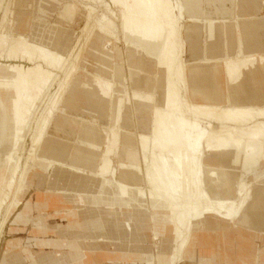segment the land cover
Segmentation results:
<instances>
[{"label":"bare ground","instance_id":"obj_1","mask_svg":"<svg viewBox=\"0 0 264 264\" xmlns=\"http://www.w3.org/2000/svg\"><path fill=\"white\" fill-rule=\"evenodd\" d=\"M6 1L0 0V27L12 10ZM80 1L88 8L81 37L100 29L143 54L130 52L125 59L131 82L120 90L124 94L114 88L126 77L117 61L110 67L112 74L93 71L98 89H86L88 82L79 75L70 81L77 66L69 61L78 47L74 36L64 30L53 36V43L47 33L43 42L35 34L30 37L32 17L24 11L13 30L1 27L0 233L23 204L30 173L53 172L56 189L47 181L42 193L26 201L16 221L41 223L42 232L53 231V245L63 248L52 254L43 248L28 250L33 258L29 264H78L71 257L82 251V234L91 250L98 249L93 241L99 237L119 240L124 248L129 239L146 242L150 237L141 228L150 223L157 227L152 238L159 237L160 249L137 264H180L200 249L202 259L217 257L213 262L219 263L216 251L211 253L210 237L198 239L201 230L219 232L228 221L264 232V54H259L264 49V18L254 16L264 0H70L63 15H74ZM186 18L196 23L182 24ZM226 18L248 21H218ZM185 45L193 62L189 66L182 54ZM212 59L220 62L203 63ZM156 68L164 69L163 81L156 80L161 72ZM141 71L149 76H139ZM155 92H162L157 104L138 102H151ZM131 93L136 106L124 112ZM71 114L79 117L76 122H85L81 128L74 127ZM111 116L112 124L100 123ZM65 203H76L72 221L46 226L52 214L70 213ZM162 223H172L170 235L167 227L162 235ZM38 238L47 244L52 240ZM17 252L16 246H7L0 264L17 260Z\"/></svg>","mask_w":264,"mask_h":264},{"label":"crops","instance_id":"obj_2","mask_svg":"<svg viewBox=\"0 0 264 264\" xmlns=\"http://www.w3.org/2000/svg\"><path fill=\"white\" fill-rule=\"evenodd\" d=\"M47 181L51 183L50 187L52 188V191L53 189H56L53 187V181H55L56 184L58 180L55 178L53 172L49 174L42 173L40 171L37 172L34 171L30 173L29 181H28L29 191L25 195L23 204H21L18 210H16L17 213L24 210L26 201L32 199L31 197L33 196L35 197L36 194L42 193V190H44L46 186L49 184ZM60 185H64V182L61 181ZM65 187H69L67 183ZM78 189L79 188H77V190ZM74 204L65 203V207L71 209L70 213L67 212L66 214L65 211L64 213H55L56 215L52 214L49 218L50 220L49 223H44V224H46V226H54L57 223H68L69 221H72L73 216H75V213L73 211L75 209ZM36 209L37 208L35 207L34 214L38 213ZM48 209L46 211H48ZM53 210H54L53 208L49 209L51 213L53 212ZM15 212L9 217L8 223L6 224L7 226H5L4 234L0 239V259L5 254V249L9 245L16 246L18 248V252L17 254H15L18 256V259L10 261L9 264H29L28 262L32 261L33 258L28 256L29 253H26V251L28 250L38 251L43 248L45 252L52 254L54 253V250L63 248V247L56 248L53 245L54 244L52 239V235L54 234L53 231L42 232L39 229L41 223L37 224L36 221L34 220L25 221L24 219L21 221L20 219H18L15 222V215L17 214ZM76 212L81 213V211H76ZM136 224L138 226L139 225L142 226L143 223H136ZM150 224L148 226H145V228H141L142 230H144L143 232L148 233L150 237L148 241L142 242L137 239H129V241L123 243L124 246H126L125 248L122 245L120 246L119 240L109 241L105 238L99 237L96 238L98 240L93 241V242H98V247H97L98 249L91 250L88 249V244H86L87 241H89L88 236H87L88 239H86L85 234H82L81 235L82 237H80L81 240L80 250L82 251L80 255L75 256V258L71 257V261L72 262L77 261L78 264H84V261H86L85 263L87 264H127V262L131 261L132 264H137V262H144L145 260L151 259L154 257L153 255H156V253L158 252V248L159 245H161V243L159 238H155V237L152 238L154 234V230L157 227H155V225L152 223ZM222 224H224V226L220 228L219 232H216L217 230L215 231L201 230L199 233L200 236L198 237V239L202 241H204L205 238L210 237L209 242L212 245L211 253L213 254L216 251V254L219 256V260L221 259L219 263L213 262L218 260L217 257L216 260H213L210 257L211 260L210 262L208 260L202 259V256L204 255L202 254V252H200L202 250L200 249L197 251L198 252L197 254L195 253L194 255H192L194 257H192L191 255H187L186 257L184 256V259L181 261L182 263L180 264H213V263L214 264H251V263L264 264V246H263L264 232L261 231L254 232V230L251 229L247 230L245 228L236 227L233 223H229L228 221ZM161 225L167 227V223H162L160 224V226ZM50 236L52 240H50L49 244H47L46 241H40L41 239L38 238V237L49 238ZM163 236L165 237V235ZM122 247L124 248L123 250L119 249ZM139 247H140V251L138 250ZM133 248H135L134 251H132ZM111 249L113 250L112 252ZM83 255H85V257H83ZM22 257L27 258V261L25 260V263ZM206 257L209 258V256ZM58 260L60 259H56V263L60 262ZM61 261L63 262L62 259Z\"/></svg>","mask_w":264,"mask_h":264},{"label":"rangeland","instance_id":"obj_3","mask_svg":"<svg viewBox=\"0 0 264 264\" xmlns=\"http://www.w3.org/2000/svg\"><path fill=\"white\" fill-rule=\"evenodd\" d=\"M7 1L10 2L9 3L10 4L9 8L12 9L13 11L15 10V11L12 12V10H11V13L9 11L10 15H8V20L5 22V26H3V24H2L1 27H5V29L12 28V30H13V28L18 23V13L21 12V11H24V12H28L31 15V17H32V19H31V28L27 31V33L29 34L30 37H33V35L35 34L34 37L36 36L39 41L43 42V41L46 40L44 38V35H46V33H47V34H49L46 37L47 40H48V37H49L48 42L49 41L52 42V40L54 41V40L57 39V37H53V36H60L62 31L65 30L64 33H68L70 35V37L72 36V38L74 36L72 41L76 42L75 45L76 44L78 45V47L76 46L75 48H73V50H74L73 53H72L73 50L71 51L70 54H72L71 55L72 57L69 56V61L70 62H72L74 60L73 62L77 63V66H76L74 71L71 72L69 70V72H71L70 74L73 75V76L70 75L71 76L70 81L73 80L75 77L78 78L80 76L79 78H81V80H85V82L86 81L88 82V83L84 82L85 84L83 85V87H85L86 89H90V87H91V88H95V90H97L98 88L96 87V84H95L96 81H94L96 79V77H97V74H94L93 71H96V70L103 71V72L106 71L107 74H112L113 68H110V67H112L113 65L117 66L115 64V61H117L118 63L122 64V66H124V67H122V69L125 71L126 77L122 78V80H121L122 82L121 81L116 82L114 84V88L117 90V91H115L116 94H117L118 90H119L118 94H124L123 92H120V90H122L124 88V86L127 85V83L131 82V80H130L131 78H129V77H131V76H129V75H131V68L128 66V63L125 62L126 61L125 59L129 58V53L130 52H134L135 54L140 55V56H142L143 52H141L137 47H135L133 45L131 46V45L125 43L122 37H120V36L119 37H115L111 33H105L104 31L101 32L100 29H93V31H91L90 35L88 34V32H86L87 33V34L85 33L86 36H83L84 40L80 39V38H83V37L80 36L81 30H82L81 28L84 27L85 23L87 22L86 19L88 18L87 17L88 8L85 7L86 4H84L82 1L77 2L78 8L74 11L75 13H73L74 15H71L72 16L71 17L70 14L67 15V16H66V14L63 15L64 7L66 6L67 2H69L70 0H51V1L50 0H29V1L28 0H10V1L7 0ZM7 1L5 3V7H6V5H8ZM260 1L262 2L263 0H260ZM81 2L83 4V6H82ZM262 5L263 6H262V9L260 10V13L254 15V16L263 17L264 18V4H262ZM7 8H8V6H7ZM42 9H44L45 12H42ZM99 10H101L100 7H99V9H97V11H99ZM97 11H96V13H97ZM233 15L241 16L242 14L241 13H239V14L235 13ZM35 16L36 17L38 16V18L36 19ZM69 18H71V19H69ZM2 19H3V17H2V15H0V22L2 21ZM9 19L12 22L11 24H10ZM72 19H74V20L73 21H69V20H72ZM186 19L184 21L182 20V24L184 23L185 25H190L192 23L193 24L196 23V22L194 23V21H192L190 19L188 20V18H186ZM218 21L221 22V23L223 21L224 23L229 22L228 24H232V23H236V22L244 23V22H246L248 20H243V19L231 20V19H227L226 18V20L225 19L224 20L223 19L222 20L218 19ZM263 21H264V19H263ZM57 24H58V26H56ZM50 25L53 27V29H52V27H50ZM61 25H62V27H61ZM1 27H0V29H1ZM48 27H49V29H48ZM73 28H74V30H70V29H73ZM54 29L56 31H54ZM66 29H67V31H66ZM54 32H56V35H55ZM74 32H75V34H74ZM88 35H89V40H87L88 39ZM99 36H101L100 40H98ZM203 37L206 38V32L203 33ZM116 38H118V39H116ZM81 40H82V42H81ZM86 40H87V42H86ZM100 49H103V51L101 52ZM60 50H61V52H64V53L67 52L66 49H63V50L60 49ZM75 50L79 51V52L77 51V54L79 53V57H77L78 55L76 56V54H75L76 51ZM183 50L185 52H183L182 54L184 55V57L186 59H188L187 65L189 66L193 62H191V61L189 62L191 57H190V55L187 52L186 45H185ZM259 54L260 55L264 54V49L262 51H260ZM73 56H74V58H73ZM75 58H78V59H76V61H75ZM89 59L93 60V61L88 62ZM69 61H68V63H70ZM119 61H121V62H119ZM260 61H262V60L260 59ZM260 61H259V64H261L262 62L264 64V60L261 63H260ZM204 62L206 64H211V63H219L220 61L218 59H212V60L203 61V63ZM88 66H89V68H87ZM65 69L66 70L68 69L67 65L62 69V71H61L62 75L60 74V76L64 75V73L66 72ZM156 69L158 70V72L161 71L160 73H157L156 80L163 81L164 69H162V68H156ZM87 70H88V72H87ZM89 70H91V72H89ZM82 75H83V77H81ZM141 75H144V76L148 75L149 76V74L146 73L145 71L139 72V76H141ZM69 78H67V80H69ZM129 85H131V84H129ZM147 91H151L152 92V90H148V89H147ZM133 94L134 93H131L125 98V100H124V105L125 106L122 109V111L128 112L127 109H125V107H128V109L130 110L131 106H133V107L136 106V104L134 103L136 99L135 98L132 99V97L134 96ZM155 95H156V98L152 99L151 102H150V99H148V100L144 99V101L138 100V102L141 103V104H149V105L153 106V105L157 104V100L158 101L160 100L159 96L161 97V100H162V92L161 93L160 92H158V93L155 92ZM128 98H131L132 101H130V99H128ZM127 100L129 102H127ZM145 101H149V102L146 103ZM58 112H60V111L58 110ZM81 112L85 114V113L88 112V110L86 108H84V109L81 110ZM112 112H113V110L111 111V113ZM129 114L130 113L124 114L123 116L127 119V117H128L127 115H129ZM70 117H71L70 118L71 121H73V123L75 125L74 127H76V128H81L82 125H83L82 123H85L84 121H81L79 123L76 122L77 119H79L77 114H74V115H72ZM85 117L88 118L87 115H85ZM108 122H109V124H112V122H114L112 116H111V118L109 120L106 119L104 121H100L101 124L105 123V125H107ZM97 124H99V122ZM48 129H49V127H48ZM60 133L62 134V132H60ZM60 136L63 139L65 138L64 134L59 135V137ZM29 142H30V139H27L26 144H29ZM24 198H23V200H24ZM23 200H22V203H23ZM18 208L16 210H18ZM15 211H13V213ZM15 213H17V211ZM18 213L15 215V222H16V218H17ZM139 219L142 220V215L139 216ZM141 220H137V222L141 223ZM7 223H8V221L6 222V224ZM171 227H172V223H167V229H169L168 230V235H170ZM165 230H166V227L164 228V231H163L164 234H165ZM166 232H167V230H166ZM2 233H0L1 236L3 235ZM163 233H162V235H163ZM1 236H0V239H1ZM157 238H159V237H157Z\"/></svg>","mask_w":264,"mask_h":264}]
</instances>
